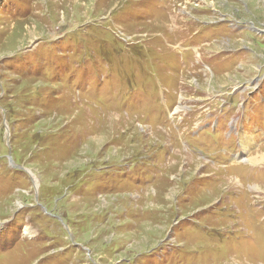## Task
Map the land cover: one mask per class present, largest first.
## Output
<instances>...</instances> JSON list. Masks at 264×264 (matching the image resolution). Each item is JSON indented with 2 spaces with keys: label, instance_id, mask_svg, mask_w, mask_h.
<instances>
[{
  "label": "rangeland",
  "instance_id": "rangeland-1",
  "mask_svg": "<svg viewBox=\"0 0 264 264\" xmlns=\"http://www.w3.org/2000/svg\"><path fill=\"white\" fill-rule=\"evenodd\" d=\"M258 153L264 0H0V264H264Z\"/></svg>",
  "mask_w": 264,
  "mask_h": 264
},
{
  "label": "bare ground",
  "instance_id": "bare-ground-1",
  "mask_svg": "<svg viewBox=\"0 0 264 264\" xmlns=\"http://www.w3.org/2000/svg\"><path fill=\"white\" fill-rule=\"evenodd\" d=\"M210 81V79L208 80ZM243 146L248 147L251 142L247 139V137H243V139L241 140ZM246 149V148H245ZM251 161H264V153H258L254 159L251 158Z\"/></svg>",
  "mask_w": 264,
  "mask_h": 264
}]
</instances>
